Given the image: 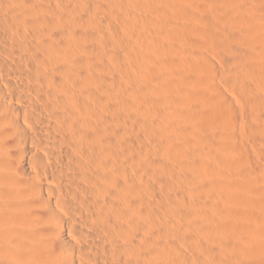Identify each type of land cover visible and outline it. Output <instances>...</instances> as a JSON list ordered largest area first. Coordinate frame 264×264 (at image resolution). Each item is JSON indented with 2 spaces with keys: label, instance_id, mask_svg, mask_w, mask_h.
<instances>
[{
  "label": "bare ground",
  "instance_id": "obj_1",
  "mask_svg": "<svg viewBox=\"0 0 264 264\" xmlns=\"http://www.w3.org/2000/svg\"><path fill=\"white\" fill-rule=\"evenodd\" d=\"M0 264H264V0H0Z\"/></svg>",
  "mask_w": 264,
  "mask_h": 264
}]
</instances>
